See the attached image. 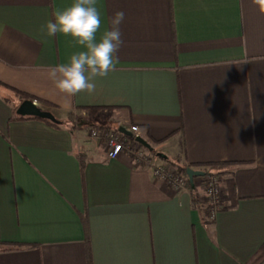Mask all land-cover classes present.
I'll list each match as a JSON object with an SVG mask.
<instances>
[{"label": "crops", "instance_id": "1", "mask_svg": "<svg viewBox=\"0 0 264 264\" xmlns=\"http://www.w3.org/2000/svg\"><path fill=\"white\" fill-rule=\"evenodd\" d=\"M71 3L0 0V264H246L264 246V14L253 0H96L98 38L125 14L118 63L94 94L66 96L43 71L82 49L40 28ZM17 92L58 124L16 117ZM131 126L156 165L222 174L213 220L187 186L88 137Z\"/></svg>", "mask_w": 264, "mask_h": 264}, {"label": "clouds", "instance_id": "2", "mask_svg": "<svg viewBox=\"0 0 264 264\" xmlns=\"http://www.w3.org/2000/svg\"><path fill=\"white\" fill-rule=\"evenodd\" d=\"M261 14H264V0H253ZM53 19L40 28L47 37L57 34L71 36L82 50L70 57L69 62L49 66L43 75L54 88L66 96L80 93L94 94L96 78L106 77L118 63L117 53L123 45L120 25L124 21L123 11H116L110 19V29H101V13L96 0H73L62 9H54Z\"/></svg>", "mask_w": 264, "mask_h": 264}, {"label": "built area", "instance_id": "3", "mask_svg": "<svg viewBox=\"0 0 264 264\" xmlns=\"http://www.w3.org/2000/svg\"><path fill=\"white\" fill-rule=\"evenodd\" d=\"M131 132L134 136H139L138 126H131ZM88 137L101 143L105 149L108 159H115L120 154L126 153L137 164L150 166L155 176L161 178L174 189H180L186 186L187 177H179L177 169H169L164 165H156L155 158L148 149L135 140L134 137H128L118 129L108 127H91L88 129ZM206 185L201 202L204 205L206 216L213 220L218 211L224 207V196L221 186V180L218 176L207 174Z\"/></svg>", "mask_w": 264, "mask_h": 264}, {"label": "water", "instance_id": "4", "mask_svg": "<svg viewBox=\"0 0 264 264\" xmlns=\"http://www.w3.org/2000/svg\"><path fill=\"white\" fill-rule=\"evenodd\" d=\"M16 114L19 116H30L48 119L54 122L57 121L52 113L46 110H42L33 100L30 99L22 100L20 102V104L17 106ZM118 130L126 136L134 137L135 140L143 145L146 149H148L150 152H154V148L152 147V145L142 137L134 136V134L131 131H128L125 127H119ZM157 155L160 157H165L162 153H158ZM204 175V170L194 169L192 167L187 168V176L192 185L194 183V178L203 177Z\"/></svg>", "mask_w": 264, "mask_h": 264}, {"label": "trees", "instance_id": "5", "mask_svg": "<svg viewBox=\"0 0 264 264\" xmlns=\"http://www.w3.org/2000/svg\"><path fill=\"white\" fill-rule=\"evenodd\" d=\"M23 99H32L31 96L29 95H26V94H22L21 92H17ZM16 117L18 118H36V119H41V120H44L46 122H50V123H55V124H58L57 122H54V121H51V120H48V119H42V118H38V117H30V116H19V115H16ZM171 164L176 167L177 169V172H178V176L179 177H187V168H189L190 166L188 165H181L179 164L178 162H174L172 161ZM82 167H84V161L82 160ZM207 174H213V175H216L218 176L219 178L221 177V173L219 172H212V171H208V170H205V176ZM186 186L187 188L190 189L191 191V194H192V200L194 203L198 204L199 203V200H198V193H197V189H196V186L192 185L189 181V179L187 180L186 182ZM264 259V246L246 263V264H259L262 260Z\"/></svg>", "mask_w": 264, "mask_h": 264}, {"label": "rangeland", "instance_id": "6", "mask_svg": "<svg viewBox=\"0 0 264 264\" xmlns=\"http://www.w3.org/2000/svg\"><path fill=\"white\" fill-rule=\"evenodd\" d=\"M175 169H176V167H175ZM200 170H206L205 168L203 169H201V168H199ZM220 180H221V177H220ZM206 177H196V178H194V183H193V185L194 186H198V190H199V192H200V194L201 195H199L198 194V200H199V203L201 202L200 201V199L201 200H203V194H204V189H205V185H206ZM259 264H264V259L259 263Z\"/></svg>", "mask_w": 264, "mask_h": 264}]
</instances>
